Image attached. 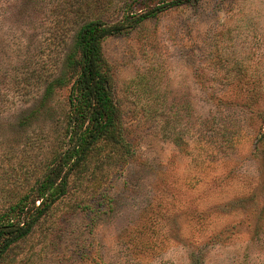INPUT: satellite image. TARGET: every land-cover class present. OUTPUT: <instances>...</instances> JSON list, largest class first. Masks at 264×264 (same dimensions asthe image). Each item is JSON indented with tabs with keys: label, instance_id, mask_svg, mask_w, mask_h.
I'll return each instance as SVG.
<instances>
[{
	"label": "rangeland",
	"instance_id": "obj_1",
	"mask_svg": "<svg viewBox=\"0 0 264 264\" xmlns=\"http://www.w3.org/2000/svg\"><path fill=\"white\" fill-rule=\"evenodd\" d=\"M155 5L0 0V213L54 148L49 119L22 118L71 22ZM100 46L121 139L94 146L0 264H264V0L161 6ZM67 91L52 98L61 124Z\"/></svg>",
	"mask_w": 264,
	"mask_h": 264
},
{
	"label": "trees",
	"instance_id": "obj_2",
	"mask_svg": "<svg viewBox=\"0 0 264 264\" xmlns=\"http://www.w3.org/2000/svg\"><path fill=\"white\" fill-rule=\"evenodd\" d=\"M194 1L197 0H160V3L169 6ZM161 6L139 8L111 22L98 17L71 22V42L63 53L61 66L46 81L37 103L22 118L25 122L36 115L49 119L54 124V148L41 160V171L35 181L0 213V257L10 245L24 238L66 192L69 175L97 143L116 144L121 139L120 108L111 92L108 65L100 43L106 36L128 31ZM65 85L68 86L66 111L61 124L54 117L56 106L52 98L55 88ZM262 121L259 138L264 139V116Z\"/></svg>",
	"mask_w": 264,
	"mask_h": 264
}]
</instances>
